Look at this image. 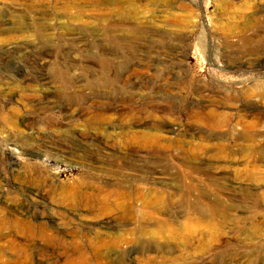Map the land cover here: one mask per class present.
<instances>
[{"label":"rangeland","instance_id":"obj_1","mask_svg":"<svg viewBox=\"0 0 264 264\" xmlns=\"http://www.w3.org/2000/svg\"><path fill=\"white\" fill-rule=\"evenodd\" d=\"M263 42L264 0H0V218L58 222L0 264H264Z\"/></svg>","mask_w":264,"mask_h":264},{"label":"bare ground","instance_id":"obj_2","mask_svg":"<svg viewBox=\"0 0 264 264\" xmlns=\"http://www.w3.org/2000/svg\"><path fill=\"white\" fill-rule=\"evenodd\" d=\"M259 19V18H258ZM249 23V21H248ZM252 30V29H251ZM244 32V31H243ZM256 38H258L257 36H255ZM261 38V37H260ZM244 42L246 41V39H243ZM250 40V39H249ZM253 40V39H252ZM249 43V42H248ZM264 43V42H263ZM136 133V132H135ZM142 135V134H141ZM154 135V134H153ZM142 137V136H141ZM157 137V136H156ZM138 138V137H137ZM148 139V138H147ZM153 141V140H152ZM159 141V140H158ZM142 143V142H141ZM156 144V143H155ZM143 146V145H142ZM147 147V146H146ZM101 152V151H100ZM159 152V151H158ZM111 160V159H110ZM35 172V171H34ZM44 172V171H43ZM40 170H36V177L38 179L41 180V182L45 183L46 181H49V179L51 178H55L56 176V173L52 174V177L51 176H48V177H45L44 176V173ZM35 177V178H36ZM34 178V177H33ZM33 180V179H32ZM35 180V179H34ZM52 182V181H51ZM40 183V182H39ZM83 184V183H82ZM76 186V185H75ZM92 186V185H91ZM87 187V186H86ZM88 188V187H87ZM90 188V187H89ZM97 188V187H96ZM100 188V187H99ZM105 188V187H103ZM78 189V188H77ZM75 187H74V192L70 193L67 195L66 197V205L67 207L69 208H73V207H76V206H80L82 205L87 199L89 200L91 198V200L93 201V198L94 197L96 200V202L99 204H103L104 203V200L103 199H100V198H97V195H85L84 192L80 191V190H77ZM94 189V188H93ZM72 190H73V187H72ZM25 191V190H24ZM69 191V190H68ZM102 192V191H101ZM91 193V192H90ZM93 193V192H92ZM95 193V192H94ZM63 194V193H62ZM66 195V194H65ZM62 196V195H61ZM60 196V197H61ZM108 196V195H107ZM45 197V194L43 195V193L39 190H36V189H30L28 192H26V194H23V196H21L20 198H16L15 199H12L9 203V206H8V210L7 212L10 213L12 215V218H0V220L4 221V222H8V223H12V224H17V225H20V227L23 229V232L24 234H27V239L32 240V239H35L34 237H37L39 236L38 233L42 232L40 235L42 236H50L48 233H47V229H45V226H39V225H34L32 224L30 221H28V217L30 218V216H35L36 214L38 213H41L42 215L40 216L41 220H44L45 223L48 222V224H51V226H56L57 225V221L55 218H53L54 216L51 215V213L45 211V205H43L42 202H45L43 201V198ZM97 198V199H96ZM116 198V197H115ZM42 199V200H41ZM109 199V198H108ZM107 199V201H109ZM111 199V198H110ZM31 200L35 201L39 209L32 206L31 205ZM4 201V200H3ZM39 201H41V205L38 204ZM92 201H90L92 203ZM105 201V203L103 204L102 207H100L99 209H101V213H104V214H108L109 213H112L116 207H122V210L121 211V214H122V218L125 219V217L128 218V215H131L129 214L128 212V207L127 206V203L126 204H121L120 206H117L116 204L114 205L113 202H107ZM111 201V200H110ZM128 202V201H127ZM46 203V202H45ZM122 203V202H121ZM86 204V203H84ZM118 204V203H117ZM132 206V205H131ZM43 207V208H42ZM115 207V208H114ZM66 209V208H65ZM77 209V208H75ZM74 209V211H76ZM121 209V208H120ZM63 210V209H61ZM61 210L59 211L58 214H60L61 217H63V219L67 222V223H71L72 220L76 219V217H74V213L73 212H70V214H67V213H60ZM71 210V209H70ZM63 212V211H62ZM15 213H20L22 217L18 218L16 217ZM91 213V212H90ZM85 214V213H84ZM108 217V216H107ZM74 218V219H73ZM118 218V217H117ZM62 219V218H61ZM110 219V217H109ZM122 220V219H121ZM43 221V222H44ZM64 221V222H65ZM40 222V221H39ZM2 223V222H1ZM108 223L109 224V221H106L105 224ZM123 223V222H122ZM43 224V223H42ZM63 224V223H62ZM125 224V223H124ZM11 226V225H10ZM110 226H113L110 224ZM118 226V225H117ZM50 227V226H49ZM120 227V226H119ZM9 228V227H8ZM13 228V227H12ZM75 228V227H74ZM113 228V227H112ZM18 229V228H17ZM77 229V228H76ZM115 229V228H114ZM117 229V228H116ZM16 231V230H15ZM81 232V231H80ZM124 232V231H123ZM54 233V232H53ZM71 233L73 235H76L77 239H73L71 242V244L73 245H80L79 242H83V237L81 236H84V235H78V230H72ZM136 233V232H135ZM129 234V233H127ZM142 234V232H141ZM97 236V235H96ZM43 237V238H44ZM75 237V238H76ZM13 238V237H12ZM52 239L54 240H57V242L59 243H63L64 241L59 238V239H55V237H51ZM73 238V237H72ZM86 238V237H85ZM87 239V238H86ZM19 241V240H18ZM51 241V240H49ZM63 241V242H62ZM87 241V240H86ZM53 242V241H52ZM56 242V243H57ZM98 242V241H97ZM100 242V241H99ZM106 242V241H105ZM27 243V242H26ZM30 243V242H29ZM65 243V242H64ZM96 243V242H95ZM11 244V243H10ZM31 244V243H30ZM66 244H68V242H66ZM106 244V243H105ZM16 245V244H15ZM29 245V244H28ZM73 245H71L73 247ZM7 246V245H6ZM5 246V247H6ZM64 246V245H63ZM82 246V245H81ZM95 246V245H94ZM101 245H97V249L100 247ZM103 246V245H102ZM10 247V246H9ZM70 248V246H68ZM76 248V247H75ZM78 248V247H77ZM80 249V248H79ZM69 250V249H68ZM71 250V249H70ZM75 251V250H74ZM95 251H97L95 249ZM99 251V250H98ZM68 252V251H67ZM44 253V252H43ZM75 253H78V252H75ZM27 254V253H26ZM69 254V253H68ZM74 254V253H73ZM72 254V255H73ZM1 255V254H0ZM43 255V254H42ZM48 255V254H47ZM52 256V255H51ZM55 256V255H54ZM71 256V255H70ZM69 256V257H70ZM68 258V257H67ZM72 257H70L71 259ZM83 260V259H82ZM87 260V259H86ZM76 261V260H75ZM28 262V261H26ZM85 262V261H84Z\"/></svg>","mask_w":264,"mask_h":264}]
</instances>
